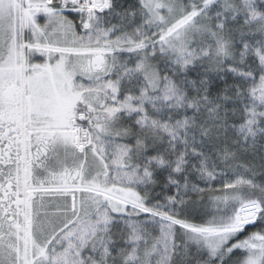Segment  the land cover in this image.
<instances>
[{"label":"snow or ice","instance_id":"obj_1","mask_svg":"<svg viewBox=\"0 0 264 264\" xmlns=\"http://www.w3.org/2000/svg\"><path fill=\"white\" fill-rule=\"evenodd\" d=\"M0 264H264V0H0Z\"/></svg>","mask_w":264,"mask_h":264}]
</instances>
